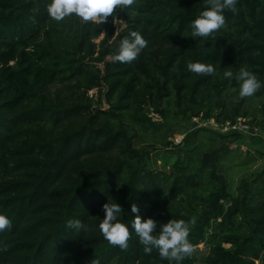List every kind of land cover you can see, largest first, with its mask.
I'll return each mask as SVG.
<instances>
[{"label":"trees","instance_id":"obj_1","mask_svg":"<svg viewBox=\"0 0 264 264\" xmlns=\"http://www.w3.org/2000/svg\"><path fill=\"white\" fill-rule=\"evenodd\" d=\"M49 2L0 0V213L11 221L0 232V264H169L155 249L143 252L132 204L157 222L197 217L182 264H197L200 244L209 250L204 264H264V169L232 192L221 164L228 150L206 132L234 140L249 133L194 124L175 143L165 121L150 116L236 121L247 115L234 78L242 66L262 84L252 97L263 98L264 111V0H237L204 42L191 37L190 23L206 0H135L116 8L125 23L117 34L113 16L56 22ZM130 31L148 44L122 63L115 55ZM190 61L216 72L192 73ZM235 94L241 100L228 106L224 97ZM158 143L167 148L160 168L151 160ZM108 201L124 210L126 249L98 228ZM74 219L85 227L67 228Z\"/></svg>","mask_w":264,"mask_h":264},{"label":"clouds","instance_id":"obj_2","mask_svg":"<svg viewBox=\"0 0 264 264\" xmlns=\"http://www.w3.org/2000/svg\"><path fill=\"white\" fill-rule=\"evenodd\" d=\"M135 0H50L47 6L49 16L56 22L64 21L65 18L75 15L82 21H93L102 23L109 16H114L117 7L127 9L133 5ZM237 0H206L205 7L190 23L191 37L201 38V42L207 41L215 32L225 26V10L236 13ZM119 22V21H117ZM148 41L138 31H130L118 46L115 59L122 63H131L147 47ZM187 70L196 74L214 75L215 67L210 63L202 61H190L187 63ZM225 79L231 80L234 77L232 70L223 73ZM235 80L239 86L241 98L251 97L262 86L257 76L246 66H242L235 73ZM104 216L98 225L103 238L113 246L126 249L130 237L129 227L121 222L124 210L115 202L108 201L103 205ZM131 213L137 215L131 221V228L139 237L143 245V252L151 254L157 250L162 260L169 264H182V261L191 255L193 246L189 239L190 227L194 226L197 217L193 216L189 221L183 219H171L166 223L157 222L149 217L144 219L139 215V208L132 204ZM11 221L4 213H0V232L8 229ZM69 229L79 231L84 224L79 219L69 220ZM201 245V244H200ZM203 245V244H202ZM200 248V247H199Z\"/></svg>","mask_w":264,"mask_h":264},{"label":"rangeland","instance_id":"obj_3","mask_svg":"<svg viewBox=\"0 0 264 264\" xmlns=\"http://www.w3.org/2000/svg\"><path fill=\"white\" fill-rule=\"evenodd\" d=\"M114 24L116 25V34L125 27V23L121 20H114ZM103 37L104 34L97 39V42H99ZM108 58L111 59V57ZM100 66L103 67L104 64H100ZM89 96L98 100V89L90 90ZM238 96L235 94L224 98L228 106H230L238 104L241 100ZM224 98H222V100ZM262 101L263 98H254L251 96L247 97L245 104H242L241 109L243 112H247V115L238 116V120L240 119L242 128L248 129L246 132L249 134L243 135L239 140H234L232 137L220 139L217 134L206 132L211 135V141H215L217 148L228 150V152L222 150L223 161L221 164L226 170V176L230 182V190L232 192H235L236 187L242 179L251 180L264 169V111H262ZM103 108H108L105 100L103 102ZM150 116H152L156 121H165L164 130L166 133L171 131V136H174L173 139L175 143H179L182 139L186 140L189 137L188 133L193 129L194 124H196L197 127H214L217 130H221V123L217 124L218 121L215 118H211L206 121L200 120L199 118L187 120L181 116L176 117L174 114H169L168 119H165L162 118L160 114L153 111L150 112ZM224 130L226 129L224 128ZM224 130H221V133ZM204 135L205 134L201 135V137H203L202 141L208 139V137ZM165 149H167L165 145L158 143L156 148H154L151 153L152 163L157 168H160L161 166V158L164 155ZM208 252V247L201 244L200 248L194 252L197 258V264H204V257L208 254Z\"/></svg>","mask_w":264,"mask_h":264},{"label":"built area","instance_id":"obj_4","mask_svg":"<svg viewBox=\"0 0 264 264\" xmlns=\"http://www.w3.org/2000/svg\"><path fill=\"white\" fill-rule=\"evenodd\" d=\"M197 121H198V119H197ZM203 121H206V120H203ZM217 124H220L219 122L217 123ZM220 126H221V130H224V128L226 129V130H224V131H222V132H228V131H233V130H236V131H242V132H246V130H248V129H245V128H242L241 127V122H240V119L238 120V118H237V120L236 121H226L225 123H221L220 124ZM219 127V126H218ZM213 129L214 130H217L216 128H214L213 127ZM221 130H219V131H221ZM247 133V132H246ZM250 133H251V130H250ZM181 142V141H180ZM197 247H200V245H198Z\"/></svg>","mask_w":264,"mask_h":264}]
</instances>
